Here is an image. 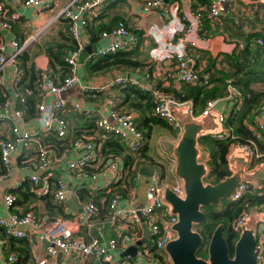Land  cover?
Returning <instances> with one entry per match:
<instances>
[{
  "label": "built area",
  "instance_id": "2783aa9c",
  "mask_svg": "<svg viewBox=\"0 0 264 264\" xmlns=\"http://www.w3.org/2000/svg\"><path fill=\"white\" fill-rule=\"evenodd\" d=\"M11 1L12 7L9 9L4 0H0V86L7 92V95H2L4 99L0 101V122H6L9 125V136H0V164L4 168V173L0 174V179L5 178L9 172L11 156H17L21 168L29 172L26 179L30 184V189L37 194L46 192L48 190L47 180L53 174H57L52 191V200L55 203H63L66 199V192L71 191V189H69L68 183L61 178L62 172L69 180L76 181L75 190L85 187L102 190L104 195L100 205L103 209L105 208L103 219H106L109 224L126 220L129 230L110 237L106 241L101 240L98 236H90L87 239L82 236H75V228L71 225L70 216L64 218L49 216L48 214L38 215L37 211L32 209H28L23 214H17L13 212L14 194L4 192L1 195L4 209L3 215L0 216L2 234L11 238H26L28 235L36 234L46 242L44 252L51 258L61 253L82 259L87 257L102 259L105 264H122L113 254L117 249L124 250L135 244L139 236L138 221L139 218H142L148 230V244L142 243L138 246L134 257L131 258L132 262L126 264H158L156 259L150 257L149 248L154 246L165 254L164 246L174 236L170 226L175 221L174 216L168 213L167 207L162 202L160 193L164 186H169L175 193L181 194L178 182L174 178L173 183L165 182L160 177L158 168L151 166L152 172L148 176L144 203L132 204L135 202L134 200L127 204V200L132 197L130 191L137 189V185L132 187L124 196L113 188L115 183L124 184L125 181L122 176L124 166L121 165L118 157L108 159L96 170L91 171L89 168L100 159L101 140L106 139L109 135L118 137L128 152L134 154L138 151L144 140L142 132L135 127L134 114L118 111L114 101L109 100L106 113L99 116L95 123L100 131L98 138L84 133L71 137L66 115L76 113L86 116L89 113L88 111L85 112L77 100L61 95L67 88L79 83L76 70L79 66L78 57L83 49L82 37L86 35L85 22L99 12L104 0H70L56 14L53 21L59 17L67 20L68 34L75 41L76 48L63 57V62L69 70L60 82L55 83L52 78L42 73L38 81L40 94L35 103V116L30 118H24L22 110L17 107V102L21 104L24 102V95L13 90L14 85L18 83L22 75L18 55L27 47L29 42L35 39L39 32L19 43L16 36L14 37L12 34V28L13 24L21 17L20 9H42L48 7L49 2L47 0ZM230 1L207 0L204 11L195 9L189 13L178 14L177 5L167 3V0H145L144 6L147 9L159 11L161 15L169 18L164 25V34L167 39L161 37L158 31H150L155 43L164 39L162 50L153 48L150 51L151 60L168 59L172 61V67L164 71L166 77L185 84L205 82L206 77L196 67L195 56L192 52L199 41L196 32L201 27L203 12L210 19H219L228 13L227 4ZM15 7H19V9L15 10ZM174 18L178 20L175 24L172 23ZM100 37L106 39V44L97 45L94 52L87 54L85 58L93 55H105L116 50H127L136 47L138 44V36L127 29L122 21H118L108 31L101 32ZM248 47L264 49L263 40L260 38L252 39L248 43ZM261 60V68L264 71L263 56ZM148 77L147 67L142 69L141 77L138 79L128 72H107L101 88L130 84L141 90L151 91L154 100L152 113L176 131L177 135L180 132V125L173 113L184 108L190 119H196L207 113L215 116L219 124V131L212 135L213 138L223 139L230 136L228 134L229 129L224 126L228 108L225 106L224 109L217 110L215 106L220 103L221 99L226 100L229 107L235 104L239 95L234 88L228 86L226 96L207 101L198 114H193L189 101L179 102L170 95L154 90L153 85L147 82ZM80 89L87 93L94 90L86 85H81ZM27 93L29 92L27 91ZM87 96L93 97L94 95L88 93ZM47 97H51L48 102L45 101ZM27 122L32 123V128L26 126ZM248 127L264 141V105H259L258 112ZM65 137L68 138L67 142L58 147H55V143L50 140L52 138L59 141ZM232 148L245 151L249 157L259 155L251 144H236ZM135 174L136 179L139 180L140 174ZM248 190L247 184L239 183L227 199L238 200ZM78 203L81 217L88 226H91L93 218L98 216L96 204L92 200L82 201L81 199ZM257 211L264 214V204ZM67 213L71 215V211ZM246 217L247 210L241 211L231 225L234 232L238 233L239 227ZM259 226L264 230V223ZM253 254L254 264H264V234L256 238ZM15 260L16 255L14 253L0 254V264H11ZM35 264H48V261L43 257L36 259Z\"/></svg>",
  "mask_w": 264,
  "mask_h": 264
},
{
  "label": "trees",
  "instance_id": "16d2710c",
  "mask_svg": "<svg viewBox=\"0 0 264 264\" xmlns=\"http://www.w3.org/2000/svg\"><path fill=\"white\" fill-rule=\"evenodd\" d=\"M103 6V4H102ZM90 19L85 22L86 35L89 40L94 41L100 36L101 32L108 31L118 21L116 17H112L109 21H104L101 15V9ZM227 13L219 19H210L206 17L205 12L202 15V23L196 35L200 40L212 38L215 35H222L228 29V43L233 44V49L228 53H222L221 58H214L201 70V73L206 77L205 82L201 84H173L171 79L162 74V80H157L153 84V89L161 93L170 95L173 99L179 102L189 101L193 114H198L205 106L206 102L212 99L223 98L227 95V87L234 88L239 95V99L235 104H232L226 112L224 126L229 129L227 136L223 139H215L210 135L200 136L198 144L206 151L207 163L210 166L208 175L205 181L216 183L223 177L229 174V169L226 163V155L230 148L236 144H251L258 152V156H251L249 160V168L255 165H264V141L260 139L254 132H252L248 124L252 123L253 117L258 112V107L264 99V71L261 68V59L264 57V49L256 47L251 49L248 43L255 38H264L259 33H246L241 35L238 32V27L233 23L232 19L228 18ZM56 36L45 40L43 45L35 43L36 52L43 50L48 58V70H37L32 62L29 61L28 52L31 49L26 48L18 55V61L22 69V75L17 84L14 85V92L24 95V102L21 104L17 102V107L22 110L24 118L35 116V103L37 96L40 94L38 89V81L42 73H45L50 78L59 73V78H63L68 72V66L63 62V57L70 51L76 48L75 41L70 38L68 34V23L64 18H57L55 20ZM123 22V21H122ZM15 25L13 24V27ZM127 26V25H126ZM129 29V27H127ZM130 30V29H129ZM131 31V30H130ZM19 43H22L24 36L16 37ZM83 66L89 73L104 74L110 71H130L134 69H143L144 63L139 59L137 48L132 47L127 50H116L112 53L105 55H93L84 58ZM120 69V70H119ZM148 69V68H147ZM54 80V79H53ZM164 81L168 82L164 85ZM58 83L60 81H55ZM262 83L261 87L258 85ZM254 86L256 88H254ZM114 90L122 95L121 101L115 108L121 112H131L136 116L134 124L137 130L142 132L143 144L134 154L128 152L120 143L118 137L109 135L106 139L101 140L100 157L104 158L103 164L112 157H118L127 169L125 183L128 186L132 185L128 179L135 173V168L141 164L157 167L160 177L164 179L162 172V163L155 162L149 156H146V138H149L152 133L164 131L172 137H176V131L171 129L166 123L156 117L153 113L154 100L152 93L149 90H141L138 87L130 84L116 85ZM27 91L29 93H27ZM2 95H7V92L0 86V101L4 99ZM123 108V109H122ZM85 116V115H82ZM96 116L89 118H81L83 124L82 128L77 129L74 136L84 133L92 128L98 129L94 126ZM83 130V131H82ZM100 135V133H99ZM73 137V136H71ZM55 143V147L67 142L68 138L65 137L61 140L50 139ZM49 140V141H50ZM97 141V140H95ZM123 151L125 153H123ZM1 165V164H0ZM0 174L4 173V168L0 166ZM134 169L131 170V168ZM137 167V168H138ZM55 184V181L53 185ZM24 187L16 191L12 190L15 196L14 206H23L20 212L15 208L13 212L23 214L31 207L28 204L32 201L39 200L43 204L44 211L49 216H61L66 218L63 212V204L55 203L52 200V191H46L37 195L32 189L29 188L27 183ZM238 200H225L219 204L217 209L212 211H205V219L196 226V230L200 233L203 241L201 246L196 252L197 256L205 257L206 243L213 228L221 223L223 225V235L227 244L228 254L231 255L232 244L236 239L237 233L231 228L233 221L238 217L241 211L254 208L260 210L264 204V192L258 193V190H253L249 187ZM120 191V190H119ZM124 196L126 190H121ZM12 193V192H11ZM79 199L89 198L87 191L84 188L77 190ZM106 197V195H105ZM96 204L98 215L101 218L105 217V210L98 204L97 198H90ZM27 202V203H26ZM35 208H32V210ZM10 243L17 244L18 249L10 253L16 255V260L11 264H26L29 261L30 253L27 249V243L24 238H11L7 237ZM150 257L156 259L158 264H167L165 254L154 246L149 248Z\"/></svg>",
  "mask_w": 264,
  "mask_h": 264
},
{
  "label": "crops",
  "instance_id": "0c3cea01",
  "mask_svg": "<svg viewBox=\"0 0 264 264\" xmlns=\"http://www.w3.org/2000/svg\"><path fill=\"white\" fill-rule=\"evenodd\" d=\"M47 1L49 2V6L46 8L20 9L19 11L21 13V17L17 22L14 23L15 26L12 28V34L14 35V37L24 36V40H27L32 35L35 36L39 32L38 35L35 37V39L27 44L26 50L31 49L28 52L30 56L29 61L33 63V65L37 70H41L42 72L48 70L47 69L48 58L43 50L36 52V47L34 44L39 43V45H43L45 40L51 39L56 36V32H57L56 29H58L60 25H58L57 27L55 25L56 22L53 21V19L55 18L58 11L70 0H47ZM4 2L9 9L12 7L11 0H4ZM144 2L145 0H104L101 9V15H102L101 18H103L104 21H109V19H111L112 17H116V20L123 21V23L127 25V27H129L131 32L135 33L138 36V44L136 46L138 57L144 63V66L148 68V72H149V77L147 80L148 84L150 83L151 85H153L158 79L162 80V74L164 73L165 70L170 69L172 67V61L168 59H164L162 61L151 60V58L149 57L150 51L153 48L155 50H162L164 39H162L161 41L159 40L157 43H155L150 34L151 32L158 31L161 37L167 39V36L164 34V25L167 23L169 18L167 16L161 15L159 11L147 9L144 6ZM167 3L176 4L178 7V14H180L186 12L189 13L190 11H193L195 9H200L201 11L202 10L204 11L207 0H167ZM14 9L18 10L19 7H15ZM227 9L229 14L228 18L232 19L233 23L238 27V32L241 35H245L246 33H259L264 38V0H231L227 4ZM50 11L54 12L52 17L49 13ZM26 19L29 20L30 23L34 26L33 32H29L27 29H24L29 24L28 22L26 23L23 22ZM176 22H178V20L174 18L172 20V23L175 24ZM36 28H38V30L34 31L36 30ZM225 32L226 33L223 32L222 35H215L212 38H207L203 40L200 39L198 41L197 47L192 52L194 53L195 56V65L199 70L205 68L208 62L211 61L212 59L214 58L219 59L221 58L222 53H228L233 49V44L227 42L228 34H229L228 29L225 30ZM171 42H174V40H171ZM92 44L94 45L93 48L95 50L97 45L100 46L106 44V39L98 36L96 40L91 41L89 40V37L86 35L82 37V48L84 46L91 48ZM7 50H10V48H7ZM93 52L94 51L89 53H93ZM84 61L85 60H83V62ZM83 62L80 63L78 60L79 66L76 72L79 78V83L67 88L61 94L62 96L77 100L80 103V105L85 109V112L88 111L89 113L86 116H82L76 113H69L66 115V119L68 121V127H69V134H71V136L75 135L77 129L82 128L83 124H81L82 122L81 118L84 117L89 118L92 116H96L94 120V126H96L95 123L99 118V116L105 114L106 110L109 107L108 101L113 100L114 104L117 106L122 98V95L114 90L113 88L114 86L101 88V85H103L105 82V73L107 72H105L104 74L89 73L84 68ZM118 72L127 73L128 71L115 70V71H110L109 73H118ZM128 73L134 75V77L138 79L141 77L142 69L137 68L134 70H130ZM52 79H54L55 81H60L62 77L59 78V73H57L53 76ZM167 83L168 82L164 81L163 84L166 85ZM172 83L178 84V82L176 81H172ZM81 85H86L89 86L90 89H94L88 92L94 96L93 97L87 96L88 95L87 92L81 91L80 89ZM261 86L262 83L258 85V87ZM254 88L256 87L254 86ZM50 99L51 97H47L45 101L48 102ZM261 105H264V99L262 100ZM225 106L228 108L227 109L228 111L230 108L228 102L224 99H221L220 103H217L215 108L217 110H221L224 109ZM135 116L136 115L134 114V118ZM26 126L28 128H32V123L27 122ZM84 131L82 133H84ZM97 131H99V129L92 130V128H90L84 134L92 135L95 138H98L100 131L99 133H97ZM0 136L3 137L9 136L8 123L0 122ZM170 137H171L170 139H163V140L173 142L177 138V135L176 137H172V136ZM153 148L155 149L156 153L152 152L151 150L150 151L146 150L144 151V153L146 154V156H149L155 162L162 163L163 165L162 172L165 182L173 183L174 180L172 175L173 161L168 156H166L165 152L161 149L160 146L159 147L155 146ZM234 150L235 149L230 148L229 152L226 155V158ZM125 152L123 151V153ZM11 157H12L11 165L8 174L5 178L0 179V216L3 215L4 212L1 195L4 192H10V193L12 192V194H14L12 190L16 191L18 189H21V187L23 188L24 183H27L29 186V183L26 179L29 175V172L21 168V166L19 165L20 160H18L19 157L17 158V156L14 155ZM103 162H104V158L100 157V159L95 164H93V166L90 167L89 170L92 171V170H96L97 168H100L103 165ZM120 163L121 165L123 164L121 161ZM259 165H255L252 168H249L248 166L246 168V171H253ZM132 169H134V167H132L131 170ZM137 169L138 168H135V173H138ZM128 170L129 169L125 167L122 168V176L124 177L125 180H127L126 175ZM135 173H133V176L128 179V182L130 183L131 181L133 182L131 186H128L124 181V184L115 183L113 188L118 192H120L122 189L126 190V194H127V192L132 187L138 184L139 180L136 179ZM56 177L57 174H53L52 177H50L47 180L48 191H53L54 188L53 183ZM61 178L68 183L69 189H71V197L75 198L76 203L79 206L78 203L79 197L77 195V190H75L77 184L76 181L73 179L69 180V178L66 177V175L62 172H61ZM16 184H18V186H15ZM258 186L259 187L257 189H253V190L260 189L258 193L264 192V182H259ZM84 189H86L89 198H83L81 200L86 201V200H91L90 198L96 197L97 202L100 205V201L104 195L103 191L100 189L93 190L87 187H85ZM130 193L132 197L127 200V204L134 200L135 202H133L132 204H138L137 202L138 185H137V189H132ZM76 203L71 202V208L75 209ZM62 204H63V212L71 217V225L75 228L74 230L75 236H80V237L82 236L85 239H87L90 236H96V237L98 236L100 237L101 240L106 241L110 237L116 236L119 233H123L129 230L128 229L129 225L127 224L126 220H120L114 224H109V222L106 219L104 220L103 218H101L100 215H98L96 218H93V224L91 226H88L84 222V219L81 217L80 210L78 213L76 211L71 210V215H70L69 213H67L70 212V210L65 204V201ZM22 207L23 206H14L17 212H20L22 210ZM28 207H31V209L35 208L33 210H36L38 215L47 214L43 209L42 202H40L39 200L37 201L31 200V202L28 204ZM142 222L143 221L141 220V218H139L138 240H143L142 243L146 245L148 244L147 241L149 239L148 230H147V235L144 236V230L141 226ZM263 234H264V230L260 226H258L256 238L258 236H262ZM24 239L26 240L27 249L29 250L30 253L29 261L26 264H35L36 259L43 257L47 259L48 264H105V262L102 259H94L92 257H87L82 259L74 255L67 256L61 253H58L57 255H55L54 258H51L48 255H46V253L44 252L45 245L43 244L42 239H40L38 235L31 234ZM17 249H18V245L17 244L12 245L8 240V238L5 237L0 230V254L6 255L12 251L17 252ZM123 251H124L123 249H117L113 254V256L119 259L122 262V264H126L127 262H132L130 255L122 254ZM165 260L167 264H169L166 256H165Z\"/></svg>",
  "mask_w": 264,
  "mask_h": 264
},
{
  "label": "water",
  "instance_id": "95a60500",
  "mask_svg": "<svg viewBox=\"0 0 264 264\" xmlns=\"http://www.w3.org/2000/svg\"><path fill=\"white\" fill-rule=\"evenodd\" d=\"M93 44L83 47L78 60L83 62L85 56L94 51ZM179 122L180 132L173 142L166 148L168 157L173 161L172 175L178 182L181 194L175 193L169 186L161 189L160 198L168 209V213L174 216L175 221L170 226L174 236L166 242L164 252L169 264H254L253 247L256 241L258 226L264 223V214L254 208L248 209L247 217L239 227L236 239L232 244V252L229 256L227 244L223 235V225L217 224L211 231L206 243L205 257L196 255L202 244V237L195 229L205 219L203 208L207 205L219 206L221 201L232 195L234 188L239 183H245L252 189H257L254 181V172L263 165H259L253 171H246L249 166V156L245 151L234 150L226 158L229 174L216 183L205 181L210 166L205 160L206 151L198 144L200 136L215 135L219 131V124L215 116L207 113L196 119H190L184 108L173 113ZM163 150V149H162ZM240 154L231 160V155ZM137 172L140 174L138 181L137 202L144 203V192L148 183V176L152 167L141 164ZM65 204L71 211L80 210L71 191L65 194ZM71 202L76 203V210L71 208ZM142 220V218H141ZM143 221V220H142ZM144 236L147 228L142 222ZM44 245L46 242L42 239ZM138 240L134 245L124 249L122 254L134 257L136 248L142 244Z\"/></svg>",
  "mask_w": 264,
  "mask_h": 264
},
{
  "label": "rangeland",
  "instance_id": "374dc122",
  "mask_svg": "<svg viewBox=\"0 0 264 264\" xmlns=\"http://www.w3.org/2000/svg\"><path fill=\"white\" fill-rule=\"evenodd\" d=\"M51 17L53 16L54 12L53 11H50L49 12ZM24 23L28 22V26L25 27L24 29H27L29 32H33V29H34V26L30 23L29 20H24L23 21ZM38 28H36V30L34 31H37ZM97 133H99V131H97ZM177 135V134H176ZM171 137L165 133L164 131L160 130L159 132H155V133H152V135L149 137V138H146V150H151L152 152H155V149L153 147H161V149H163V151L165 152L166 156L167 155V147L170 145V141H167V140H163V139H170ZM163 140V141H162ZM161 142V143H160ZM240 154H235V155H231V160L234 158V157H238ZM205 160L207 161V157L205 158ZM260 179H264V166H263V169L259 168L257 171L254 172V181L257 183L258 180ZM224 202V200H223ZM221 201V203H223ZM218 206H213V205H207L203 208L204 211H212V210H215L217 209ZM36 211V210H34Z\"/></svg>",
  "mask_w": 264,
  "mask_h": 264
}]
</instances>
